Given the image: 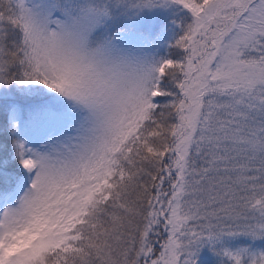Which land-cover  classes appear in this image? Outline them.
<instances>
[{"label":"snow or ice","instance_id":"obj_1","mask_svg":"<svg viewBox=\"0 0 264 264\" xmlns=\"http://www.w3.org/2000/svg\"><path fill=\"white\" fill-rule=\"evenodd\" d=\"M175 2L179 54L133 99L88 56L97 4L0 0V264H196L264 236V0Z\"/></svg>","mask_w":264,"mask_h":264},{"label":"rangeland","instance_id":"obj_2","mask_svg":"<svg viewBox=\"0 0 264 264\" xmlns=\"http://www.w3.org/2000/svg\"><path fill=\"white\" fill-rule=\"evenodd\" d=\"M47 2L48 0H31L36 8L43 7ZM89 2L97 4L104 11L101 22L92 32L95 38L109 37L122 46L147 54L153 60L167 56L166 49L178 37L182 26L190 21L188 10L175 0H153L151 6H139L138 0ZM102 22L106 26H102ZM248 238L254 239L251 236ZM194 258L196 264L211 262L203 252L194 255Z\"/></svg>","mask_w":264,"mask_h":264},{"label":"clouds","instance_id":"obj_3","mask_svg":"<svg viewBox=\"0 0 264 264\" xmlns=\"http://www.w3.org/2000/svg\"><path fill=\"white\" fill-rule=\"evenodd\" d=\"M86 48L89 58L103 71L104 78L116 84L120 95L133 99L137 86L158 63L147 54L122 46L109 37L95 38L92 33L88 36Z\"/></svg>","mask_w":264,"mask_h":264},{"label":"trees","instance_id":"obj_4","mask_svg":"<svg viewBox=\"0 0 264 264\" xmlns=\"http://www.w3.org/2000/svg\"><path fill=\"white\" fill-rule=\"evenodd\" d=\"M102 26H106L104 25V22H102ZM100 31L102 32V29ZM179 51H180L179 49H175L172 47V43L169 45V48L166 49L167 56H172L173 58L179 54ZM4 103L5 101H3V99L0 100V126L3 125L5 119ZM241 245H247L252 250L263 251L264 236H259L252 240H250L248 236L244 234H236L234 236H224L221 238V242L216 243L214 245L203 243L194 252V255L203 252L210 258L211 261L210 264H229V259L228 257L223 255L222 249L225 247L234 249L237 246H241Z\"/></svg>","mask_w":264,"mask_h":264}]
</instances>
